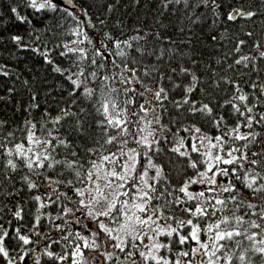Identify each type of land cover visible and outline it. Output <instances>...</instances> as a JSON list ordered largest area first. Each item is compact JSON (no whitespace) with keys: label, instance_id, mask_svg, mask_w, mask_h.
Wrapping results in <instances>:
<instances>
[{"label":"snow or ice","instance_id":"6c2138e0","mask_svg":"<svg viewBox=\"0 0 264 264\" xmlns=\"http://www.w3.org/2000/svg\"><path fill=\"white\" fill-rule=\"evenodd\" d=\"M0 264H264V0H0Z\"/></svg>","mask_w":264,"mask_h":264}]
</instances>
